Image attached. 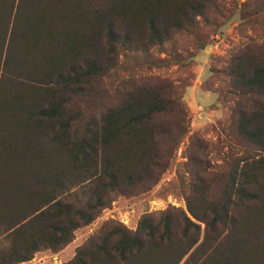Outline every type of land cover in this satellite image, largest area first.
I'll return each mask as SVG.
<instances>
[{"label":"trees","instance_id":"obj_1","mask_svg":"<svg viewBox=\"0 0 264 264\" xmlns=\"http://www.w3.org/2000/svg\"><path fill=\"white\" fill-rule=\"evenodd\" d=\"M214 2L0 0V264L59 253L114 198L156 185L188 134L182 95L153 79L109 95L103 76L121 50L192 33ZM224 74L240 155L211 168L189 136L184 211L103 222L59 264H264V44Z\"/></svg>","mask_w":264,"mask_h":264},{"label":"rangeland","instance_id":"obj_2","mask_svg":"<svg viewBox=\"0 0 264 264\" xmlns=\"http://www.w3.org/2000/svg\"><path fill=\"white\" fill-rule=\"evenodd\" d=\"M261 0H215L204 20H196L192 33H177L160 47L145 53L121 50L116 66L103 76L110 95L132 81H166L173 86L189 118L188 134L173 152L169 167L149 191L118 196L88 226L74 233L73 241L57 254L39 253L26 264H59L69 260L74 248L103 222L113 221L133 230L138 218L174 208L185 210V161L188 137L196 135L207 145L211 168L221 169L241 149L225 134L234 96L225 69L229 58L247 45L264 44Z\"/></svg>","mask_w":264,"mask_h":264},{"label":"crops","instance_id":"obj_3","mask_svg":"<svg viewBox=\"0 0 264 264\" xmlns=\"http://www.w3.org/2000/svg\"><path fill=\"white\" fill-rule=\"evenodd\" d=\"M69 245H67L64 249H66ZM63 251V250H62ZM28 263V262H27ZM22 264H26V263H22Z\"/></svg>","mask_w":264,"mask_h":264}]
</instances>
